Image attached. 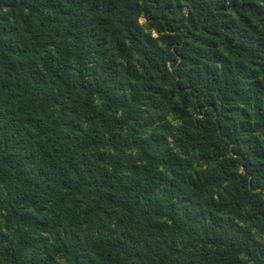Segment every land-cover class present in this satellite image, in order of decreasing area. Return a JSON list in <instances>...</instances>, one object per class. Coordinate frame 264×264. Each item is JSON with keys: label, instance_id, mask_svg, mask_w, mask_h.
Wrapping results in <instances>:
<instances>
[{"label": "trees", "instance_id": "16d2710c", "mask_svg": "<svg viewBox=\"0 0 264 264\" xmlns=\"http://www.w3.org/2000/svg\"><path fill=\"white\" fill-rule=\"evenodd\" d=\"M0 264H264V0H0Z\"/></svg>", "mask_w": 264, "mask_h": 264}, {"label": "rangeland", "instance_id": "374dc122", "mask_svg": "<svg viewBox=\"0 0 264 264\" xmlns=\"http://www.w3.org/2000/svg\"><path fill=\"white\" fill-rule=\"evenodd\" d=\"M142 21H144V20L142 19Z\"/></svg>", "mask_w": 264, "mask_h": 264}]
</instances>
